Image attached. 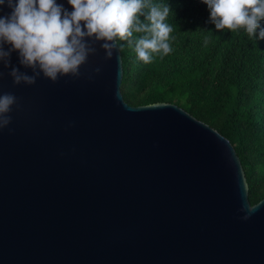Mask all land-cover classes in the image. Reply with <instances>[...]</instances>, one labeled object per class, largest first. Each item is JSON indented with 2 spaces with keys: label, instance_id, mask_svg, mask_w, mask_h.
I'll return each instance as SVG.
<instances>
[{
  "label": "water",
  "instance_id": "water-1",
  "mask_svg": "<svg viewBox=\"0 0 264 264\" xmlns=\"http://www.w3.org/2000/svg\"><path fill=\"white\" fill-rule=\"evenodd\" d=\"M84 39L78 77L13 84V67L34 69L17 50L0 62V94L17 97L0 129V264H264V197L250 203L233 144L175 103L128 104L116 38L110 58Z\"/></svg>",
  "mask_w": 264,
  "mask_h": 264
},
{
  "label": "trees",
  "instance_id": "trees-1",
  "mask_svg": "<svg viewBox=\"0 0 264 264\" xmlns=\"http://www.w3.org/2000/svg\"><path fill=\"white\" fill-rule=\"evenodd\" d=\"M146 3L169 7L172 51L145 64L134 52L139 33L116 38L124 100L133 106L175 103L224 135L241 161L248 199L257 203L264 197V40L243 30H215L199 0ZM144 14L139 20L146 23Z\"/></svg>",
  "mask_w": 264,
  "mask_h": 264
},
{
  "label": "clouds",
  "instance_id": "clouds-1",
  "mask_svg": "<svg viewBox=\"0 0 264 264\" xmlns=\"http://www.w3.org/2000/svg\"><path fill=\"white\" fill-rule=\"evenodd\" d=\"M71 10L57 0H0V62L7 64L11 50H17L21 65L32 67L29 76L13 67L9 72L13 84H33L41 73L55 82L59 76L80 75L79 68L93 49L85 37L103 39L106 57L112 56L114 38L126 40L133 33L136 58L145 64L154 54L166 56L172 51V26L167 22V5H148L146 0H66ZM206 6L208 20L222 32L243 30L254 40H264V0H199ZM148 7L146 14L142 10ZM5 8L8 9L5 12ZM145 15V22L139 15ZM83 22V23H81ZM10 45L8 50L2 46ZM39 69V71H35ZM99 71V69H97ZM17 97L0 94V129L9 125V113ZM242 219L247 220L254 207L246 205Z\"/></svg>",
  "mask_w": 264,
  "mask_h": 264
}]
</instances>
